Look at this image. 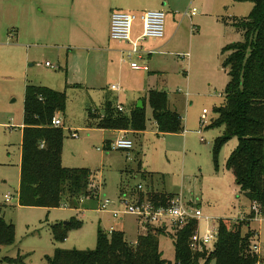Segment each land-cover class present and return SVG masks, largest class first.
<instances>
[{"label": "rangeland", "instance_id": "1", "mask_svg": "<svg viewBox=\"0 0 264 264\" xmlns=\"http://www.w3.org/2000/svg\"><path fill=\"white\" fill-rule=\"evenodd\" d=\"M7 2L0 0V209L5 220L14 226V239L11 244L0 246V264H43L56 248L93 249L98 227L103 232L121 230L128 241H134L144 229L135 215L123 211L124 202L132 201L139 184L144 191L148 190L146 185L152 193L164 190L172 199L198 209L201 216L196 219L195 231L199 237L208 231L215 233L221 219L233 223L249 215L250 202L236 191L232 174L225 168L227 158L238 144L237 138L232 137L223 144L216 162L212 146L224 131L222 126H214L216 111L224 103L229 81L223 65L231 54L229 47L244 40L235 22L250 15L253 9L250 1L180 0L175 12L170 13L169 27L179 22L181 30L170 39L168 47H160L162 38H145L139 44L143 58L133 55L128 61L126 54L130 45L124 41L113 42L117 52L116 58L110 57L115 63L110 66L117 61L122 68L104 74L107 85L98 80L103 75L106 58L98 49L93 50L91 42L74 47L68 41L71 46H61L47 33V26L40 33L33 28L34 0H18L22 6L17 10L8 8ZM93 3L98 4V0ZM118 8L136 14L143 10ZM193 8L199 12L192 17L186 15ZM132 27H141V22L136 20ZM190 27L192 36L187 32ZM151 50L156 53L148 54ZM131 61L146 65L148 70H133ZM26 84L65 91V110L57 115L63 121L61 163L68 168L90 169L98 201L108 199L113 207L102 209L99 202L93 206L81 203L77 209L18 204L22 134L19 126ZM111 84L119 90L107 89ZM148 88L168 93L171 107L175 104L183 117V131L158 134L146 99L143 132L128 133L133 147L127 151L105 149L117 135L95 125L88 126V109L100 112L106 97L128 112L133 101L145 97ZM177 94L182 99L178 103L174 100ZM203 109L207 114L201 124ZM72 133L78 137H72ZM143 170L151 175L152 181L148 175L142 179ZM6 195L10 197L8 202ZM114 211L121 214L113 217ZM70 220H78L79 226L71 228L64 240L55 242L50 227ZM248 230L256 234L253 243L259 246L258 264H264V219L256 215L242 228V233ZM170 235L171 232L159 237V248L163 258L174 264ZM214 243L215 239L207 244V251L213 249ZM207 264L214 261L211 259Z\"/></svg>", "mask_w": 264, "mask_h": 264}, {"label": "trees", "instance_id": "2", "mask_svg": "<svg viewBox=\"0 0 264 264\" xmlns=\"http://www.w3.org/2000/svg\"><path fill=\"white\" fill-rule=\"evenodd\" d=\"M248 1L253 4L250 15L235 22L244 40L229 47L231 54L223 65L229 81L224 103L216 111L214 126H222L224 131L214 142L212 153L216 162L223 144L232 137L237 138L238 144L227 158L225 168L232 174L236 191L251 206L255 205L256 211L251 209L245 219L233 223L219 220L210 251L192 250L189 246L196 220L169 229L142 226L144 231L134 241H128L121 230L103 232L98 227L93 249L56 248L43 264H171L163 258L159 248V237L170 232L174 264H200V260L207 264L211 259L214 264H256L259 261L252 248L255 233L251 230L242 233V228L256 215L264 218V0ZM66 99L65 91L35 84L24 87L17 194L20 206L77 209L81 203L93 206L99 202L90 169L68 168L61 163L63 127L54 126L52 118L64 112ZM146 99L157 133L183 131L182 115L171 109L165 90L150 89ZM146 99L142 100L141 107L133 105L124 112L105 97L100 112L88 109V126L141 132L147 119ZM145 172H141L142 179L148 175L152 181L151 175ZM146 187L150 190V186ZM148 190L147 197L155 207L167 206L172 201L170 193ZM79 224L78 220H70L52 225L53 240H64L68 231ZM13 239L14 226L5 220L0 209V246L11 244Z\"/></svg>", "mask_w": 264, "mask_h": 264}, {"label": "crops", "instance_id": "3", "mask_svg": "<svg viewBox=\"0 0 264 264\" xmlns=\"http://www.w3.org/2000/svg\"><path fill=\"white\" fill-rule=\"evenodd\" d=\"M146 1L147 4L145 5L144 3L145 0H98V4L93 3L94 0H34L35 9L33 13V22H34L33 28L35 27L37 31L40 33L41 30H43L44 27L47 26V30H48L47 33H49V35L55 40V42L59 41L61 46H71L70 44H68V41L73 42L74 44L72 46L74 47L79 46V43L83 44L86 41L91 42L93 44V50L98 49L100 54L104 55L106 58L104 63L105 65L103 67V73H102L103 75L100 78H98V80L102 81L103 83H106L107 85L108 78L107 76H105L104 78V74L110 72L113 73L115 71L120 70V68H122L120 64L117 63V61H116V65H114L113 67L110 66V63H114L112 59H110V57L116 58L117 46L115 43H113L115 41H111V42L109 41L110 38L108 36L111 13L115 10L123 11L118 7L128 6V8L131 7L138 8V10L143 9L144 11L163 10L165 12V15L167 14L166 16L168 17V24L165 27V22H164V37L160 39L161 40V43L159 44L160 47L161 46L168 47L170 44V39L175 38L178 35L179 31L181 30V24L179 22L176 23V26H174L173 28L169 27L170 25L169 21L171 18L170 13L173 14L175 12L177 3L180 0H146ZM7 6L10 9L17 10L22 6V4L18 5V0H8ZM143 10H141V12ZM139 12L140 11H138V13ZM187 32L188 33L191 32L190 36H192L193 29L190 27L189 30L187 29ZM140 34H141V27L138 28L132 27L130 33L131 39L135 40L140 36ZM62 42L66 44H62ZM54 45L59 46V44H55V43ZM151 51L152 53L150 52L148 54H153L155 52L154 50ZM100 72L101 71H96L97 74H100ZM111 85L107 89L111 90L110 88ZM150 89H154V88L146 89L145 97H144L145 99L147 96V92ZM144 98L142 99L144 100ZM142 99L139 98L136 101H133L131 106L133 105L137 106L138 103H140L142 106ZM174 100L176 103H178L182 99L180 95L177 94L175 95ZM169 103H170V99H169ZM117 107L118 110L120 111L123 110L122 106L117 105ZM171 109H175L178 112L175 104H173ZM22 126L23 125L21 123L19 126V130L21 131V133H22ZM102 130H106V129H102ZM106 131H109L111 133H116L117 136L125 133L129 138L130 136L128 135V133L136 135L143 132V131L133 132L131 130H106ZM109 144L110 142H108L107 145H105L106 147L105 149L109 150ZM19 162H20V158H19ZM18 186H19V182H18ZM161 191L165 192L164 190Z\"/></svg>", "mask_w": 264, "mask_h": 264}, {"label": "built area", "instance_id": "4", "mask_svg": "<svg viewBox=\"0 0 264 264\" xmlns=\"http://www.w3.org/2000/svg\"><path fill=\"white\" fill-rule=\"evenodd\" d=\"M198 11L191 9L186 11V15L189 17L194 16ZM139 20L141 22V34L135 40L131 39L130 33L133 23ZM164 20L165 12L163 10H145L138 14L133 12H126L115 10L110 15L109 24V38L114 41H124L130 45V49L127 51L126 60H130L133 55H136L138 59L143 58V53L139 50V44L145 38H163L164 37ZM152 53V52H151ZM45 65L51 69H55V66L49 62H45ZM133 70L147 71L146 65H139L136 62L131 61L129 63ZM111 90H118V87L111 85ZM207 111L202 110L201 124L206 120ZM52 124L54 126H62V121L58 116L52 118ZM72 137H78L77 133H72ZM133 147L132 140L124 133L110 142V150H129ZM136 195H132V201L124 202L125 210L123 213H130L135 215L141 226L151 225L156 227L167 226L169 229L171 226L182 227L190 220H196L201 216V212L192 205L180 203L179 200L172 199L167 206L155 207L154 204L147 197V191H144L142 185L136 186ZM10 197L5 196V201H9ZM122 202L124 200H121ZM102 209L107 207H113V203L108 199L99 201ZM252 210L256 211V206H251ZM121 214L119 211L112 212L113 217H118ZM216 233L210 231L204 237H199L196 231L193 232L189 240V246L192 250L206 249L207 244L216 239ZM253 251L258 254L259 246L255 243L252 245ZM257 262L256 264H258Z\"/></svg>", "mask_w": 264, "mask_h": 264}, {"label": "water", "instance_id": "5", "mask_svg": "<svg viewBox=\"0 0 264 264\" xmlns=\"http://www.w3.org/2000/svg\"><path fill=\"white\" fill-rule=\"evenodd\" d=\"M137 107H141V104H140V103H138V104H137Z\"/></svg>", "mask_w": 264, "mask_h": 264}]
</instances>
